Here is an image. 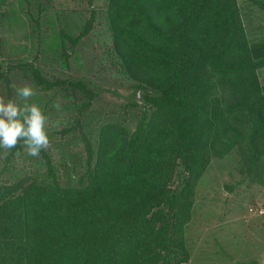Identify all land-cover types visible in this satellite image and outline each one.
I'll use <instances>...</instances> for the list:
<instances>
[{"label":"trees","instance_id":"1","mask_svg":"<svg viewBox=\"0 0 264 264\" xmlns=\"http://www.w3.org/2000/svg\"><path fill=\"white\" fill-rule=\"evenodd\" d=\"M106 18L118 66L142 90L134 128L101 118L82 79H50L32 61L0 70V85L19 69L42 90L85 97L76 178L63 182L42 151L44 174L0 180V264L188 263L186 229L211 159L237 148L250 174L263 172L264 43H251L238 0H109Z\"/></svg>","mask_w":264,"mask_h":264},{"label":"rangeland","instance_id":"2","mask_svg":"<svg viewBox=\"0 0 264 264\" xmlns=\"http://www.w3.org/2000/svg\"><path fill=\"white\" fill-rule=\"evenodd\" d=\"M238 1L251 43H264V0ZM108 2L0 0V70L32 61L50 79H82L98 92L93 104L101 108V118L112 114L134 128L137 112L144 104L142 90L122 73L112 53L113 38L106 18ZM94 10L93 28L73 44ZM258 75L264 83V67ZM2 82L0 97L20 104L23 101L11 85L32 86V101L48 117L50 146L46 151L63 182H70L71 176L76 178L84 168V148L76 121L80 113L77 104L85 100L83 94L64 85L42 90L19 69L9 71ZM95 121L93 117L84 129L90 130ZM18 145L13 154L14 149L9 153V160L0 149L1 181L21 178L32 170L45 173L42 156H27L22 142ZM247 158L248 154L237 148L223 158L213 157L199 179L193 219L186 229L191 259L185 264H264V157L263 172L256 176L249 173Z\"/></svg>","mask_w":264,"mask_h":264},{"label":"clouds","instance_id":"3","mask_svg":"<svg viewBox=\"0 0 264 264\" xmlns=\"http://www.w3.org/2000/svg\"><path fill=\"white\" fill-rule=\"evenodd\" d=\"M11 87L23 104L0 97V149L6 156L22 142L27 156L39 157L41 152L46 151L50 146L46 131L48 117L32 101L35 92L30 84L13 83ZM56 108L59 110V104Z\"/></svg>","mask_w":264,"mask_h":264}]
</instances>
